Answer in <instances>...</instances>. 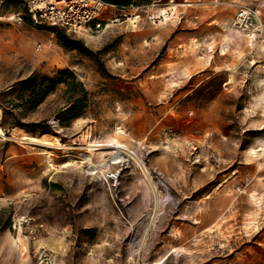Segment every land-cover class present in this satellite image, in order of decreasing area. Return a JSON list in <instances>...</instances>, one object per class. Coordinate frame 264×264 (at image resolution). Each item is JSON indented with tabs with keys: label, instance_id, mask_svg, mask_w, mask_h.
Returning <instances> with one entry per match:
<instances>
[{
	"label": "rangeland",
	"instance_id": "obj_1",
	"mask_svg": "<svg viewBox=\"0 0 264 264\" xmlns=\"http://www.w3.org/2000/svg\"><path fill=\"white\" fill-rule=\"evenodd\" d=\"M234 1L173 0L175 16L152 26L146 15L169 0H133L107 7L98 33L74 34L32 24L28 0H0L1 264L241 259L264 229V201L249 197L264 200V43L249 45L232 21L251 7L264 23V3ZM137 14V26L126 22ZM62 70L88 93L79 118L61 115L64 86L36 108L16 100L18 82ZM114 139L133 158L107 172L103 151L82 163L88 145Z\"/></svg>",
	"mask_w": 264,
	"mask_h": 264
},
{
	"label": "built area",
	"instance_id": "obj_2",
	"mask_svg": "<svg viewBox=\"0 0 264 264\" xmlns=\"http://www.w3.org/2000/svg\"><path fill=\"white\" fill-rule=\"evenodd\" d=\"M168 3L164 10L147 14L146 21L152 26L170 21L175 16L176 5L173 4V0H169ZM107 7L115 6L107 5L101 0H28L25 16L35 25L59 27L74 34L82 31L93 34L98 33L104 23L109 22L104 13ZM184 13L185 10L179 12L178 22ZM168 15L169 19L165 21L164 17ZM132 17L135 19L130 20ZM126 18V22H129L131 26H137L140 21L139 14ZM114 21L118 20L111 22L114 23ZM232 27L248 40L249 45L264 43V23L256 8H239L232 21Z\"/></svg>",
	"mask_w": 264,
	"mask_h": 264
},
{
	"label": "trees",
	"instance_id": "obj_3",
	"mask_svg": "<svg viewBox=\"0 0 264 264\" xmlns=\"http://www.w3.org/2000/svg\"><path fill=\"white\" fill-rule=\"evenodd\" d=\"M107 5L126 9L133 0H101ZM155 0H137V6H142ZM81 46V44H79ZM64 86L65 94H69L61 115L66 117V121L79 118L88 108V93L84 90L82 84L75 75L69 70L58 71L53 77L47 75H32L18 82L15 89L16 100L25 104L29 108H36L49 95L53 94L57 87ZM12 109L20 108V104H11ZM59 124L63 125L64 120L57 118ZM30 129L40 128L38 124H31ZM34 133L33 131H29Z\"/></svg>",
	"mask_w": 264,
	"mask_h": 264
},
{
	"label": "crops",
	"instance_id": "obj_4",
	"mask_svg": "<svg viewBox=\"0 0 264 264\" xmlns=\"http://www.w3.org/2000/svg\"><path fill=\"white\" fill-rule=\"evenodd\" d=\"M223 1H227V3H226L227 6L235 7V1L234 0H223ZM256 1H258L259 2L258 4L261 6L264 3V0H256ZM215 4H220V2H218V0H215ZM211 23H218V21H216V19H215ZM194 50H197V52H199L201 54V56L200 57L198 56V58L204 64V68L208 67L210 62H209V59L207 57L206 52H204V49L200 51V50H198V48H194ZM204 68H202V69H204ZM250 149H255V148H250ZM258 150H262V148H258ZM249 197H252V199H256V200H262L261 202L264 201L261 198V196H249ZM252 225L253 226H250V228H253L255 230L254 231L251 230L252 231L251 235H252V237H254V236H257V233H258L257 229L259 226L258 227L254 226L255 225L254 223ZM220 247H224V246L221 244ZM243 249H245V250H244V252H243V250H242V252H240V253H242L241 255H243V256H241V259L239 261H237L236 257L232 259L235 262V264H264V262L263 263L258 262V259L255 255L259 251H263L262 249H264V229L261 230V232L259 233V236H257V238L252 242L251 245H247V246L243 247ZM246 249H252L253 254H252V252H249V254H246V252H245ZM174 253H177V252H174ZM1 260H2V256L0 257V264H1ZM118 261H120V262H118ZM220 262H225V260L224 261L220 260ZM104 264H128V261L125 260L124 258L123 259L107 258L106 262Z\"/></svg>",
	"mask_w": 264,
	"mask_h": 264
},
{
	"label": "bare ground",
	"instance_id": "obj_5",
	"mask_svg": "<svg viewBox=\"0 0 264 264\" xmlns=\"http://www.w3.org/2000/svg\"><path fill=\"white\" fill-rule=\"evenodd\" d=\"M165 17L168 18V16H165ZM131 19H135V18L132 17ZM2 135H3V133L0 131V136H2ZM34 141H35V139H29V142L33 143ZM87 149L89 151L88 156L84 158V161L82 163H88L89 165H91V157H92V153L94 151H103L100 154H108V155L111 156L110 159L103 160V164L100 165V167H104L105 168L106 172H107L108 169H110L111 164L126 162L127 160H125V155L128 156V158H130V157L133 158L132 152H130L124 145H122L121 143H119L115 139L109 141L108 143L94 142V143L88 145ZM259 151L260 150H258V149H252L250 151V154H251L250 156H254V157L258 156L259 155ZM123 154H125V155H123ZM142 169H143L142 170L143 171V176L145 177L146 183H148L151 186V190L154 191L155 187L153 186V184L150 182V180L148 178L149 177L148 176V172L145 171L146 169H144L143 167H142ZM96 170H97V172L99 171L100 173H103V175L105 173V171L99 170L97 168H96Z\"/></svg>",
	"mask_w": 264,
	"mask_h": 264
}]
</instances>
